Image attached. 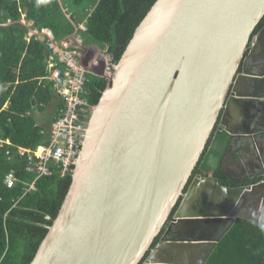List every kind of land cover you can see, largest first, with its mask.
I'll list each match as a JSON object with an SVG mask.
<instances>
[{"label": "water", "instance_id": "obj_1", "mask_svg": "<svg viewBox=\"0 0 264 264\" xmlns=\"http://www.w3.org/2000/svg\"><path fill=\"white\" fill-rule=\"evenodd\" d=\"M263 18L264 0L153 4L89 117L29 264H205L248 219L239 209L264 180L231 187L216 172L234 152L243 158L244 137H264V26L254 34Z\"/></svg>", "mask_w": 264, "mask_h": 264}, {"label": "trees", "instance_id": "obj_2", "mask_svg": "<svg viewBox=\"0 0 264 264\" xmlns=\"http://www.w3.org/2000/svg\"><path fill=\"white\" fill-rule=\"evenodd\" d=\"M156 1L0 0V138L25 148L47 144L54 114L63 105L47 78L46 41L35 37L28 41L22 19L38 29H50L57 40L85 22L84 43L107 48L116 65ZM263 26L264 18L254 34ZM106 84L105 78L91 75L85 87L91 105L98 103ZM52 104L55 113L47 122H40L37 114L45 113ZM6 148L13 147L4 145L0 150V255H5L1 264H29L57 217L72 178L57 173L43 176L26 193L22 183L7 188L4 179L12 169L26 182H32L35 175L25 171L20 159L10 160ZM13 151L17 157V150ZM216 175L225 185L235 186L220 170ZM205 264H264V225L237 218Z\"/></svg>", "mask_w": 264, "mask_h": 264}, {"label": "built area", "instance_id": "obj_3", "mask_svg": "<svg viewBox=\"0 0 264 264\" xmlns=\"http://www.w3.org/2000/svg\"><path fill=\"white\" fill-rule=\"evenodd\" d=\"M20 22L28 28V41L32 37L45 39L49 50L47 78L53 83L54 92L63 103L55 113L47 144L25 148L15 146L10 139L0 138V150L4 145L15 148L17 157H13V148H6L5 154L10 160L20 159L25 171L35 175L32 182H26L12 169L6 174L4 184L7 188H13L22 183L26 193L35 189L33 182L43 176H52L55 173L62 177L72 175L89 117L95 107L85 97V87L91 75L108 81L115 64L112 56L107 54V48L102 51L95 44L85 45L82 37V32H87L85 22L74 25V32L60 40L48 28L38 29L25 19ZM6 107L7 104L3 109ZM4 256L0 255V264Z\"/></svg>", "mask_w": 264, "mask_h": 264}, {"label": "flooded vegetation", "instance_id": "obj_4", "mask_svg": "<svg viewBox=\"0 0 264 264\" xmlns=\"http://www.w3.org/2000/svg\"><path fill=\"white\" fill-rule=\"evenodd\" d=\"M257 138H262V135H258ZM243 140V139H242ZM240 140H238L239 142ZM256 159L254 160H247V163L249 164V171L250 173H244V171H240V173H236L234 175H231L228 171H226L228 177L231 182L235 184L234 187L238 186H244L249 187L250 185L256 184L262 180H264V144L260 151H258ZM235 164V162L229 161V160H223L222 162V168L224 164ZM197 174V171L194 172V175ZM231 178V179H230ZM257 178H260V180L256 181ZM234 179V180H232ZM239 212L248 217V220L251 221H259L264 223V193L262 194L261 191L256 193L253 196H250L248 199H246L245 203L240 207ZM160 237L156 240L154 247L160 242ZM205 248V249H204ZM203 253L201 256L196 258V261H201L203 259V256L205 255V251H208V247H204Z\"/></svg>", "mask_w": 264, "mask_h": 264}, {"label": "crops", "instance_id": "obj_5", "mask_svg": "<svg viewBox=\"0 0 264 264\" xmlns=\"http://www.w3.org/2000/svg\"><path fill=\"white\" fill-rule=\"evenodd\" d=\"M58 101V100H57ZM54 109V108H53ZM53 113L54 110H53ZM55 115V114H54ZM264 144V137L262 136V138H257L255 140H253L251 137H244L243 140H241V155L243 156V158H240L239 153L238 152H234L232 157L234 156L235 159L233 158H229L230 161L235 162V164H224L222 170L224 172L228 171L231 175H234L236 173H240V171H244V173H250L249 171V164L247 163V160H254L256 159V156L258 151L261 150L262 146ZM220 170L223 174L224 172Z\"/></svg>", "mask_w": 264, "mask_h": 264}, {"label": "rangeland", "instance_id": "obj_6", "mask_svg": "<svg viewBox=\"0 0 264 264\" xmlns=\"http://www.w3.org/2000/svg\"><path fill=\"white\" fill-rule=\"evenodd\" d=\"M85 45H90V44H85ZM100 49H101V48H100ZM104 49H105V48H104ZM101 50L103 51V48H102ZM57 99H58V98H57ZM53 110H54V109H53V104H52V105H50V106L47 108V110L45 111V113H43V114H37V116H38L40 122H43V123L47 122V121L49 120L50 116L53 115V112H52Z\"/></svg>", "mask_w": 264, "mask_h": 264}, {"label": "bare ground", "instance_id": "obj_7", "mask_svg": "<svg viewBox=\"0 0 264 264\" xmlns=\"http://www.w3.org/2000/svg\"><path fill=\"white\" fill-rule=\"evenodd\" d=\"M58 98H59V97H58ZM59 100H60V99H59ZM95 106H96V105H95ZM94 108H95V107H94ZM93 110H94V109H93ZM93 110H92V112H93ZM91 114H92V113H91ZM36 182H37V181L35 180V181L33 182V184L35 185V184H36Z\"/></svg>", "mask_w": 264, "mask_h": 264}]
</instances>
